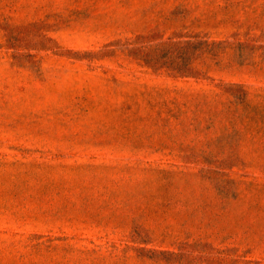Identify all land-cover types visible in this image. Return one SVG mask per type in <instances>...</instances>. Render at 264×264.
Masks as SVG:
<instances>
[{
    "label": "rangeland",
    "instance_id": "1",
    "mask_svg": "<svg viewBox=\"0 0 264 264\" xmlns=\"http://www.w3.org/2000/svg\"><path fill=\"white\" fill-rule=\"evenodd\" d=\"M0 264H264V0H0Z\"/></svg>",
    "mask_w": 264,
    "mask_h": 264
}]
</instances>
